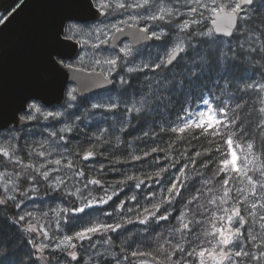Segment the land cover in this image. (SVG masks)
<instances>
[{"label": "snow or ice", "instance_id": "1", "mask_svg": "<svg viewBox=\"0 0 264 264\" xmlns=\"http://www.w3.org/2000/svg\"><path fill=\"white\" fill-rule=\"evenodd\" d=\"M23 4L0 12V25ZM62 7L74 14L55 27L48 88L57 87L61 67H70V42L81 38L80 62L87 56L103 71L97 81L62 86L52 105L21 93L9 118L0 117V264H134L130 257L144 256L155 264H264V135L256 144L264 134V20L257 19L264 0H64ZM93 13L104 19L89 20ZM149 41L162 46L145 56L154 47ZM237 63L259 78L254 72L237 82ZM249 109L251 129L241 119ZM186 129L199 130L185 138L187 146L169 135ZM205 134L226 137L231 166L228 158H211V148L192 151L191 140ZM244 137L238 164L234 138ZM173 148L178 159L152 156ZM97 157L99 168L84 163ZM124 163L132 167H116ZM106 166L120 173L116 184L99 178ZM203 169H215L211 179ZM152 181L159 198L141 195ZM42 190L61 193L63 206L44 210ZM206 193L215 211L200 204ZM38 212L47 227L33 224ZM205 220L211 251L202 246Z\"/></svg>", "mask_w": 264, "mask_h": 264}, {"label": "water", "instance_id": "2", "mask_svg": "<svg viewBox=\"0 0 264 264\" xmlns=\"http://www.w3.org/2000/svg\"><path fill=\"white\" fill-rule=\"evenodd\" d=\"M63 2L64 0H24L17 13L0 27V97L5 107L0 111V117L5 121L17 106L21 93L38 95L45 103L52 105L57 102L62 86H83L99 80L95 75L99 72L73 66L61 67L57 87L48 88L52 73L47 66L46 56L51 47L55 27L65 16L74 14L62 7ZM101 18L102 16L96 17L94 13L88 17L92 21ZM211 26L214 27L212 22ZM126 39L131 40V37ZM70 43L67 60H73L80 50L79 43Z\"/></svg>", "mask_w": 264, "mask_h": 264}, {"label": "trees", "instance_id": "3", "mask_svg": "<svg viewBox=\"0 0 264 264\" xmlns=\"http://www.w3.org/2000/svg\"><path fill=\"white\" fill-rule=\"evenodd\" d=\"M256 7H261L260 5H257ZM258 20H264V16H258L257 17ZM256 72V70L252 67H248L247 68V71H245V68L242 67L239 63H237L236 65H234L232 67V75L236 78L237 82H240L242 80H244L246 77L248 76H251L253 75V73ZM256 75H257V78H259V74L258 72H256ZM197 103H193L192 105H190V107H193L194 105H196ZM179 105H177L176 109H174L171 113H170V116H171V121L173 122V126H176V124L174 123L176 121V117H177V113H179ZM188 107V106H186ZM249 111H243L242 112V115H241V119L245 122V125L247 127H249L250 129L253 127L252 124L249 123L250 120L253 119V117H250L249 116ZM182 115V114H181ZM254 116V114H253ZM182 126V125H181ZM138 131V129H134L133 132H132V135H135V133ZM199 130H196V129H186L184 133H175V134H172V133H169V135L171 136H175V137H178L180 138V142H184L187 146V141L185 138L187 137H190L191 135L194 134V132H197ZM211 130H209L210 132ZM260 135H264V134H259L257 135V138H256V144H257V147H259V144H260ZM132 137L129 136V139H131ZM236 140V142L238 141H241V142H246L247 141V137H244V138H234ZM226 140V137L225 136H211V135H202L201 138L199 140H191L190 142V146H191V149L192 151H197V150H200V151H203L204 148H211L212 149V157L211 158H214L217 162L221 159H224V158H227V143L225 142ZM209 141H211V143H209ZM158 142H160L161 146H164L165 144L168 143V139L167 137H165L163 139V141H160V138L158 137ZM151 145H149L150 147ZM217 149H219V151H217ZM147 150V149H145ZM177 149L176 148H173L171 150L170 153H165V152H158V153H153L152 156H166V155H170L173 159H178L177 156H175V153H176ZM202 159H210V157L208 156H202L201 157ZM201 158H197L198 160V163H199V159ZM98 160H100L101 162L103 161V157H97ZM148 159H152L151 156L148 157ZM264 159V157H263ZM163 163H168V160H163L162 161ZM181 163H183V161H181L180 163L176 164V168H179L181 166ZM137 166L139 167L140 165H143L144 164V161H139V162H136ZM116 167H124L125 169H128V168H131L132 165L130 163H124V164H119V165H116ZM146 167V165H145ZM176 168H173L171 169L170 171H175ZM209 168H212V165L209 166ZM106 170H107V167H106ZM205 173V175L211 179L212 178V175L214 174V171L215 169H212L211 172H209L208 169H203L201 170ZM162 175H164L165 177L168 175L167 173H162ZM99 178H102V179H105L108 183H111V184H116L117 181L120 179V174L118 175L116 172L114 171H106L105 173L103 174H99ZM167 180L165 179L164 181H162L161 183H166ZM149 183H155V181H152V182H149ZM118 187H121L120 185L117 184ZM220 187V185L216 184V188L218 189ZM158 192V190H157ZM208 194V193H206ZM160 197V195H158V198ZM206 196H202L201 199H200V204L201 205H204L206 203V199H205ZM177 209L179 210L181 208V205L177 204L176 205ZM173 215H177V212H174ZM186 217H188L189 219L192 218L191 216V213H189ZM204 236L203 234H201V237ZM205 238L202 237V241H204ZM202 245L207 246L208 243L207 241L203 242ZM141 250L145 251V252H152L153 249L152 248H149V247H146V246H142L141 247ZM126 255L130 254V253H125ZM141 259H147L151 262H153L155 264V261L152 260L151 257L149 256H144V257H140Z\"/></svg>", "mask_w": 264, "mask_h": 264}, {"label": "rangeland", "instance_id": "4", "mask_svg": "<svg viewBox=\"0 0 264 264\" xmlns=\"http://www.w3.org/2000/svg\"><path fill=\"white\" fill-rule=\"evenodd\" d=\"M111 2H115V0H111ZM211 19L207 20L206 23H207V27L209 29L212 28L211 26ZM77 27H80L79 25ZM82 44H83V38H81V41H80ZM162 46V44H161ZM158 50V49H157ZM156 50V51H157ZM90 51V49L88 50ZM151 52L154 54V50L153 48L151 49H146L145 50V56L148 55V53ZM79 56H84V51H81V53L79 54ZM79 56L77 58H75L74 61H72V65L74 66H77V67H86V68H91V69H102V67L100 66H97L93 63L90 62V58L85 56L84 58V61L83 63L80 62V58ZM73 85V84H72ZM199 107L198 104L194 105L193 107H191L192 109H195ZM201 111H203L204 109L201 107L200 108ZM207 119V116L205 117ZM215 127V125L213 126ZM211 130V129H209ZM78 139H81V138H77V139H73L71 142H70V148H72L73 150H75L76 148V145H77V140ZM245 144L246 142H241V141H238L236 142V140L234 139V143H233V148L235 149L236 153H237V157H238V160H237V163L240 164L243 159H244V154L246 152V147H245ZM239 145V147H237ZM258 155L260 154L259 152L257 153ZM227 158L229 159V166H231V158H230V152H229V147L227 145ZM263 159V157H262ZM85 164L88 165V167H96V168H99L100 166V163L101 161L100 160H96L95 163H91V162H84ZM107 167V166H106ZM119 168V167H117ZM121 168H124V167H121ZM107 171V170H106ZM105 171V172H106ZM118 175L120 174L119 172H116ZM234 175V174H233ZM249 175H252V173H249ZM105 181L106 184H111V183H108L105 179H103ZM149 183V182H148ZM167 183V182H166ZM219 183H217L218 185ZM150 187L149 188H145L143 189V192L141 193V195H143L144 193H150V192H156V195L158 197V195H161V193L157 190L159 189L160 185L157 184V183H149ZM220 185V184H219ZM241 185L237 182L236 184V187H240ZM220 188V187H219ZM127 191V189H125V192ZM125 192H121L120 194V197H118L117 199L119 198H123L124 195H125ZM51 194V195H50ZM214 194V193H213ZM50 195V196H49ZM210 194H205V199H206V203L204 204V206H206L207 208H209L211 211H215L216 210V206L215 205H210L208 204L207 200H208V196ZM41 197L43 198V200L45 201L43 207H44V210H48L49 208V205H51L52 207H56L57 205L59 206H63L62 205V200L64 199V197L61 195V193H58V192H50L48 194H44L43 190L41 191ZM145 201L144 200H141V204H144ZM38 207H39V202H38ZM107 207V206H106ZM243 208V206H241ZM186 219H189L188 217H185ZM33 224L36 225L37 228H39L40 226H45L47 227V218H44L42 217V215L38 212L37 213V220L33 221ZM131 227V226H130ZM207 230V231H211V222L205 220L204 222V229H201V234H203V232ZM50 234H51V230H50ZM204 239V241H212L214 243V240L212 237L210 236H202ZM42 238V237H41ZM204 247V245H202ZM205 248H207L209 251H211V244L208 243L207 246H205ZM130 256V254H128ZM130 259L133 260L134 264H141V262H143V264H154L153 262L147 260V259H141L140 257H135V258H132L130 257ZM207 259V258H206ZM209 264H211V260L209 259Z\"/></svg>", "mask_w": 264, "mask_h": 264}, {"label": "flooded vegetation", "instance_id": "5", "mask_svg": "<svg viewBox=\"0 0 264 264\" xmlns=\"http://www.w3.org/2000/svg\"><path fill=\"white\" fill-rule=\"evenodd\" d=\"M16 3V0H0V12H3V11H7L11 8L12 5H14ZM103 18H101L100 20H103ZM2 25H0L1 27ZM149 27H151V24H149ZM149 44L153 45V50H154V53L156 52L157 48L155 47L156 45H161L162 42L161 41H149L148 42ZM80 45V52L79 54L81 53V45L82 43L80 42L79 43ZM78 56H76L77 58ZM66 64H68V62H66ZM72 65V64H71ZM74 66V65H73ZM76 68H81V67H77V66H74ZM82 69L86 70V71H95V72H102L103 70L102 69H91V68H86V67H83Z\"/></svg>", "mask_w": 264, "mask_h": 264}, {"label": "bare ground", "instance_id": "6", "mask_svg": "<svg viewBox=\"0 0 264 264\" xmlns=\"http://www.w3.org/2000/svg\"><path fill=\"white\" fill-rule=\"evenodd\" d=\"M50 195H51V194H50ZM50 195H49V196H50Z\"/></svg>", "mask_w": 264, "mask_h": 264}]
</instances>
